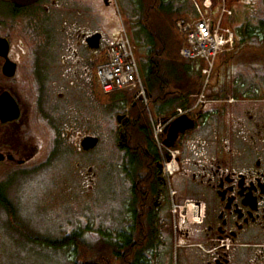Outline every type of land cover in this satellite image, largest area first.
Instances as JSON below:
<instances>
[{"label": "flooded vegetation", "instance_id": "1", "mask_svg": "<svg viewBox=\"0 0 264 264\" xmlns=\"http://www.w3.org/2000/svg\"><path fill=\"white\" fill-rule=\"evenodd\" d=\"M164 1L171 11L187 10V0ZM222 1L232 9L231 62L212 66L201 99L197 90L177 93L173 102L148 93L146 105L132 94L140 121L145 108L151 128L152 122L163 125L160 141H132L129 93L111 104L97 99L105 93L95 69L118 30L112 1L0 0V96L10 93L20 106L18 118H0V193L10 202L5 174L34 173L47 164L45 149L65 145L90 153L100 138L80 129L79 120L94 115L95 107L99 113L110 107L131 194L118 251L104 263L174 264L177 251V264H264V0ZM131 2L139 15L143 0ZM95 33H101L98 47L87 40ZM183 114L192 126L168 136ZM86 136L97 137L96 146L85 149ZM89 163L84 180L94 183L95 164ZM166 164L174 166L169 174ZM138 170L150 187L133 188ZM188 199L204 205L200 222L176 220L172 203L185 208ZM3 237L1 231L0 264Z\"/></svg>", "mask_w": 264, "mask_h": 264}, {"label": "rangeland", "instance_id": "2", "mask_svg": "<svg viewBox=\"0 0 264 264\" xmlns=\"http://www.w3.org/2000/svg\"><path fill=\"white\" fill-rule=\"evenodd\" d=\"M111 1L114 26L119 27L120 20H123L137 47L141 68L142 63L147 61L149 47L147 33L142 26V9L137 15L131 0ZM217 2L218 6L222 4V0H215L212 10H215ZM186 4V14L195 15L194 0H187ZM252 12L255 10L251 9L248 13ZM139 27L143 37L139 36L138 39L134 31ZM227 51L231 52V49ZM221 54L215 58V64H220ZM104 56L99 63L103 62ZM230 62L231 58L227 63ZM192 63L201 72L203 85L205 77L201 71L202 61ZM189 73L194 72L189 69ZM213 76L211 72L209 79ZM21 86L22 89L26 88L25 84ZM101 94L97 95L101 104H111L113 96ZM104 108L99 113L95 107L94 115L79 120L80 129L88 130L100 138L98 146L90 153L77 154L65 145L51 152L48 148L44 150V157L49 155L47 164L41 165L34 173L16 170L5 174L6 179L2 182L8 185L7 195L13 214L10 215L8 209L0 204V232L5 236L1 239V264H72L77 255L73 245L56 247L48 241L63 239L73 232H79L81 238L91 246L89 256L115 255L113 251L119 245L117 235L123 225L131 184L124 174L115 138L117 125L114 111L110 107ZM89 161L95 164L92 170L96 171L94 183L84 180L86 176L89 178V174H86L89 172ZM3 227L6 231H3ZM173 258L174 264H177V251Z\"/></svg>", "mask_w": 264, "mask_h": 264}, {"label": "trees", "instance_id": "3", "mask_svg": "<svg viewBox=\"0 0 264 264\" xmlns=\"http://www.w3.org/2000/svg\"><path fill=\"white\" fill-rule=\"evenodd\" d=\"M165 3L164 0H158V2L155 0H143L142 26L147 33L149 47L147 49V61L145 64L144 62L142 63L141 69L143 81L149 95H158L159 97H165L164 95H166V97H169V102H173L175 98L179 97L174 96L177 93L186 95L195 90L200 91L202 86L200 77L202 75L199 70L193 67L192 61L182 58L179 54L180 48L183 45V38L177 31L176 20L183 17L190 18L192 14H186L185 11H181L180 9L171 11V4L168 7ZM231 18H227L225 24L234 31V24ZM230 58H232V52H224L221 54L219 63L228 64L227 61H230ZM189 69L194 73H189ZM193 79L195 82H193ZM122 94L126 95L127 92L116 91L110 95L113 96V99H117ZM171 94L173 95L170 96ZM129 95L126 96L128 97L127 103L131 106V118L127 127L128 138L132 141L153 139L152 128L150 127L145 108L144 115L146 120L140 121L133 96L131 93ZM151 182L149 179L146 184L138 170L135 174L133 188L136 189L138 186L143 185L150 187L153 183ZM136 195L135 193V197ZM0 201L6 206L10 215H12V204L1 193ZM48 242L56 247L73 245L77 255L72 264H105L104 259L107 258V255H101L96 258L89 256L90 252H92L91 246L86 243L85 239L81 238L79 232H73L63 237V239ZM116 249H118V246L114 250Z\"/></svg>", "mask_w": 264, "mask_h": 264}, {"label": "built area", "instance_id": "4", "mask_svg": "<svg viewBox=\"0 0 264 264\" xmlns=\"http://www.w3.org/2000/svg\"><path fill=\"white\" fill-rule=\"evenodd\" d=\"M214 1L203 0V5L196 4L198 17L192 19L179 18L176 21L177 31L183 38V45L179 51L180 55L186 59L203 60L205 66L202 71L207 78L218 54L231 49L234 43V32L224 22L225 17L230 15L232 11L222 1L218 13H214L212 10ZM135 49L128 29L121 21L115 41L106 49V59L97 66L96 82L105 94L119 90L128 91L134 93L135 98H140L147 105L148 92L142 78ZM205 85L199 99L203 97ZM152 124L155 139L160 141L159 137L163 125L153 122ZM167 172H172L169 164H166V174H168ZM172 212L176 220L181 223H197L202 218L204 205H198L193 200L188 199L185 208L182 205L172 203Z\"/></svg>", "mask_w": 264, "mask_h": 264}, {"label": "water", "instance_id": "5", "mask_svg": "<svg viewBox=\"0 0 264 264\" xmlns=\"http://www.w3.org/2000/svg\"><path fill=\"white\" fill-rule=\"evenodd\" d=\"M18 5L30 4L37 0H13ZM101 37V33H95L92 36L88 37L87 40L90 42L92 47H98L99 40ZM20 115V106L16 98L7 93L5 95L0 96V118L7 120L8 118H18ZM119 119L121 117H118ZM167 119H164L166 122ZM192 126V120L188 117L187 114H183L175 118L171 122L170 134L176 135L180 131H184L186 128ZM174 129V131L172 130ZM173 131V132H172ZM98 143V138L93 136H86L82 140V146L85 149H90L96 146ZM4 158V155L0 153V160Z\"/></svg>", "mask_w": 264, "mask_h": 264}, {"label": "crops", "instance_id": "6", "mask_svg": "<svg viewBox=\"0 0 264 264\" xmlns=\"http://www.w3.org/2000/svg\"><path fill=\"white\" fill-rule=\"evenodd\" d=\"M140 29H141V28L139 27V28H137V30H135V33H134L135 38H136V35L138 36V39H139V36L143 37V34H140V33H139V30H140ZM116 34H117V33H116ZM116 34H115V36L113 37L112 42L114 41V39H115V37H116ZM192 62H194V61H192Z\"/></svg>", "mask_w": 264, "mask_h": 264}]
</instances>
